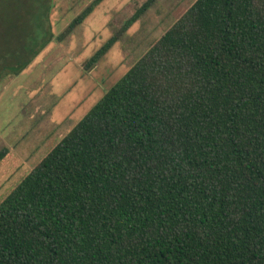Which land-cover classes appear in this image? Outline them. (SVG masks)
<instances>
[{
	"label": "trees",
	"instance_id": "trees-1",
	"mask_svg": "<svg viewBox=\"0 0 264 264\" xmlns=\"http://www.w3.org/2000/svg\"><path fill=\"white\" fill-rule=\"evenodd\" d=\"M0 264H264V0L194 1L0 202Z\"/></svg>",
	"mask_w": 264,
	"mask_h": 264
},
{
	"label": "rangeland",
	"instance_id": "rangeland-1",
	"mask_svg": "<svg viewBox=\"0 0 264 264\" xmlns=\"http://www.w3.org/2000/svg\"><path fill=\"white\" fill-rule=\"evenodd\" d=\"M92 1L0 0V202L196 0H158L85 73L146 0H103L56 41Z\"/></svg>",
	"mask_w": 264,
	"mask_h": 264
},
{
	"label": "crops",
	"instance_id": "crops-1",
	"mask_svg": "<svg viewBox=\"0 0 264 264\" xmlns=\"http://www.w3.org/2000/svg\"><path fill=\"white\" fill-rule=\"evenodd\" d=\"M91 72V71H90Z\"/></svg>",
	"mask_w": 264,
	"mask_h": 264
}]
</instances>
